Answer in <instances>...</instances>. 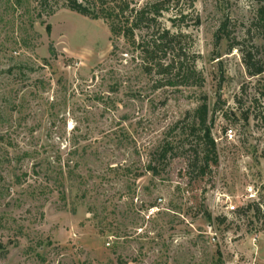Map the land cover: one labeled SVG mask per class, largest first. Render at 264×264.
Wrapping results in <instances>:
<instances>
[{
  "label": "rangeland",
  "instance_id": "1",
  "mask_svg": "<svg viewBox=\"0 0 264 264\" xmlns=\"http://www.w3.org/2000/svg\"><path fill=\"white\" fill-rule=\"evenodd\" d=\"M63 5L0 0V264H264V73L243 57L264 64V0L164 6L155 30L182 31L198 74L176 87L147 75L106 20ZM200 106L216 142L208 166L162 160ZM257 205V218L238 213Z\"/></svg>",
  "mask_w": 264,
  "mask_h": 264
},
{
  "label": "trees",
  "instance_id": "2",
  "mask_svg": "<svg viewBox=\"0 0 264 264\" xmlns=\"http://www.w3.org/2000/svg\"><path fill=\"white\" fill-rule=\"evenodd\" d=\"M48 1L37 0L40 6L47 5ZM170 3L171 0H155L137 9L136 7H131V4L126 2V0H95L92 5L80 2V0H64L63 7L93 20H106L113 37H124L139 52V57L144 63L143 68L147 75L150 76L152 73L160 75L164 81L167 80L165 86L176 87L179 85L178 83L185 86L191 80L198 79V74L195 65L188 66L187 61L184 59L185 55L182 53L181 47L182 38L184 37L182 31L177 28L175 32L165 30L158 32L155 30L157 18L164 11V6ZM183 17L185 19V16ZM257 21L263 28L262 39L264 40V8L259 12ZM143 26H146L151 36L138 42L135 33ZM46 29L50 32V25H47ZM50 53L56 57L52 47ZM243 57L250 76L257 77L264 73V64L261 59H256V56L252 53H247ZM176 81L181 82L177 83ZM190 116L193 117L192 125L189 126L190 131L184 134L181 146L176 147L172 144H167L160 151L162 160L169 154L172 159L183 157L187 160L188 167L196 170L201 165L208 166L209 158L216 153V142L211 134V123L207 106H200L193 113H188L187 117ZM186 119L176 123L172 131L179 130L183 132ZM148 169L155 171L152 167ZM260 208L259 205L254 209L249 206L238 213H247L250 209L254 213V218H257L261 214ZM216 220L220 224L226 222L225 217H219Z\"/></svg>",
  "mask_w": 264,
  "mask_h": 264
},
{
  "label": "built area",
  "instance_id": "3",
  "mask_svg": "<svg viewBox=\"0 0 264 264\" xmlns=\"http://www.w3.org/2000/svg\"><path fill=\"white\" fill-rule=\"evenodd\" d=\"M227 136H228L229 139H232V138L234 137V136H233V131H232V130H229V131L227 132ZM226 210H227L228 212H234V211H235V208H234V207H227Z\"/></svg>",
  "mask_w": 264,
  "mask_h": 264
}]
</instances>
